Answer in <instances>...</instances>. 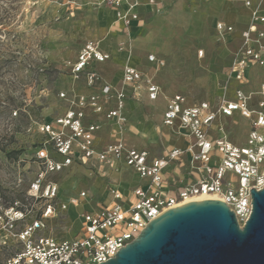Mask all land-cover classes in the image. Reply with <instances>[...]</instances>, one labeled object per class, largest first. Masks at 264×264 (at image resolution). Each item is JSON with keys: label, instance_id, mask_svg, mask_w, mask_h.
Masks as SVG:
<instances>
[{"label": "rangeland", "instance_id": "374dc122", "mask_svg": "<svg viewBox=\"0 0 264 264\" xmlns=\"http://www.w3.org/2000/svg\"><path fill=\"white\" fill-rule=\"evenodd\" d=\"M158 1L164 12L144 13L139 25L125 27L115 22L109 0H0V215L12 206L40 213L46 202L29 199L27 192L39 175L49 170L45 180L58 185V212L47 221L45 235L72 239L81 235L84 211L108 204L112 189L129 196L143 184L121 164L112 168L76 159L60 171H51L38 152L46 150L53 164L63 162L54 132L71 135L70 129L58 124L69 114H81L84 128L99 126L96 147L101 150L114 142L111 130L117 128L107 114L119 109L126 119L119 137L127 147L162 158L176 145L162 121L168 98L182 95L189 105H215L235 99L238 90L249 94L260 89L264 68L250 69L248 84L230 78L231 62L243 48L242 32L249 22L242 17L237 21L239 16L249 17L242 3ZM231 16L236 21H229ZM218 22L232 26L233 31L220 34ZM90 43L97 44L109 59L91 60L75 73ZM152 56L158 61H151ZM127 65L154 78L161 88L157 101L133 97L132 88L123 83ZM92 73L97 79L90 85ZM222 123L234 143L246 145L247 119L222 118ZM82 191L87 192L89 202L61 210L62 203ZM8 254V250H0V264Z\"/></svg>", "mask_w": 264, "mask_h": 264}, {"label": "built area", "instance_id": "2783aa9c", "mask_svg": "<svg viewBox=\"0 0 264 264\" xmlns=\"http://www.w3.org/2000/svg\"><path fill=\"white\" fill-rule=\"evenodd\" d=\"M115 11L116 23L125 27L139 25L142 14L164 12L158 0H109ZM242 3L249 10V22L242 32L243 48L231 62L230 78L248 84V73L255 67L264 68V0H231ZM220 34L233 31L232 26L218 22ZM200 55H204L203 51ZM81 60L74 68L80 73L91 60L109 59L95 43L86 45ZM151 61H158L154 56ZM160 63V62H159ZM97 75H89L92 85ZM123 83L132 88L134 98L157 101L161 88L153 77L134 66L123 70ZM123 99L124 94H119ZM240 116L250 122L247 143H234L223 126L222 118ZM82 115L69 114L58 121L70 136L54 132L58 152L63 162L53 164L46 150L38 158L51 171H60L79 159L84 164L101 163L117 168L124 164L132 169L143 184L136 186L129 196L112 189L108 204L82 214L81 235L72 239L57 240L45 235L47 221L56 217L55 200L59 194L56 183L46 182L43 172L31 184L27 197L46 202L38 214L28 207L12 206L0 215V250L9 251L3 264H102L115 258L117 253L132 242L146 226L164 212L190 202L209 199L227 204L239 225L244 226L253 210L252 189L264 188V82L253 93L237 91L235 99H224L218 104L201 102L189 105L186 97L168 98L163 114V126L173 130L186 142L185 148L173 147L162 158L150 159L149 152L129 148L119 137V129L126 122L119 109L107 114L117 128L111 130L114 142L106 148L96 147L99 126L84 128ZM51 127L47 126V131ZM205 199H204V198ZM89 202L87 192L70 197L61 204V210L77 208ZM31 219V221H28ZM20 227V229L18 228Z\"/></svg>", "mask_w": 264, "mask_h": 264}, {"label": "water", "instance_id": "95a60500", "mask_svg": "<svg viewBox=\"0 0 264 264\" xmlns=\"http://www.w3.org/2000/svg\"><path fill=\"white\" fill-rule=\"evenodd\" d=\"M240 226L222 201L190 202L151 221L115 258L102 264H264V188Z\"/></svg>", "mask_w": 264, "mask_h": 264}, {"label": "crops", "instance_id": "0c3cea01", "mask_svg": "<svg viewBox=\"0 0 264 264\" xmlns=\"http://www.w3.org/2000/svg\"><path fill=\"white\" fill-rule=\"evenodd\" d=\"M218 6H216V8H217ZM241 17L242 18H247L248 19V21L250 20V18L247 16H239V17H237V21L239 22V21H242L241 20ZM236 21V19L234 18V17H229V21ZM152 102V101H151ZM162 120H163V118H162ZM166 129H168V131L170 132V136L171 137H173L174 139L173 140H175L176 141V145H173L172 147H170V148H173V147H180V148H185L186 147V142L183 140V138H181V137H179L173 130H171V129H169V128H167V127H165ZM142 150H144V149H142ZM150 159H156V158H151V156H150ZM122 166H124V167H126L124 164H121ZM128 170H130V171H132L135 175H137L132 169H130V168H128V167H126ZM138 176V175H137ZM142 180V179H141ZM142 182H144V180H142Z\"/></svg>", "mask_w": 264, "mask_h": 264}, {"label": "bare ground", "instance_id": "6f19581e", "mask_svg": "<svg viewBox=\"0 0 264 264\" xmlns=\"http://www.w3.org/2000/svg\"><path fill=\"white\" fill-rule=\"evenodd\" d=\"M201 58H202V57H201ZM203 198H204V197H203ZM205 198H206V199H207V198L209 199L210 197H205ZM205 198H204V199H205Z\"/></svg>", "mask_w": 264, "mask_h": 264}]
</instances>
